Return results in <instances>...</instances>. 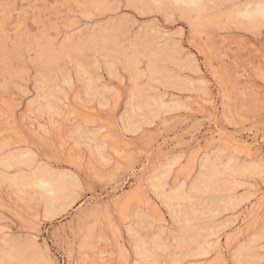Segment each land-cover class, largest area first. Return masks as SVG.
<instances>
[{
  "label": "rangeland",
  "instance_id": "rangeland-1",
  "mask_svg": "<svg viewBox=\"0 0 264 264\" xmlns=\"http://www.w3.org/2000/svg\"><path fill=\"white\" fill-rule=\"evenodd\" d=\"M156 1L0 0V264H264V0Z\"/></svg>",
  "mask_w": 264,
  "mask_h": 264
},
{
  "label": "bare ground",
  "instance_id": "bare-ground-1",
  "mask_svg": "<svg viewBox=\"0 0 264 264\" xmlns=\"http://www.w3.org/2000/svg\"><path fill=\"white\" fill-rule=\"evenodd\" d=\"M159 1V0H158ZM158 1H156V2H158ZM193 2V1H196V0H185V2ZM133 2V1H132ZM160 2V1H159ZM255 4H256V2H255ZM133 5V4H132ZM135 6V5H134ZM241 8V7H240ZM165 12V11H164ZM187 12V11H186ZM173 19V18H172ZM88 245H91V242L90 241H88V243H87Z\"/></svg>",
  "mask_w": 264,
  "mask_h": 264
}]
</instances>
